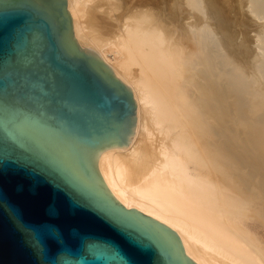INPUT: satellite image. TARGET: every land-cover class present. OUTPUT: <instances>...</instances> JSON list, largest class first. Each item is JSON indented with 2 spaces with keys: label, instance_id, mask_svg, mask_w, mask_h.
Masks as SVG:
<instances>
[{
  "label": "bare ground",
  "instance_id": "bare-ground-1",
  "mask_svg": "<svg viewBox=\"0 0 264 264\" xmlns=\"http://www.w3.org/2000/svg\"><path fill=\"white\" fill-rule=\"evenodd\" d=\"M59 1L138 105L132 143L95 161L108 194L193 264H264V0Z\"/></svg>",
  "mask_w": 264,
  "mask_h": 264
},
{
  "label": "water",
  "instance_id": "water-1",
  "mask_svg": "<svg viewBox=\"0 0 264 264\" xmlns=\"http://www.w3.org/2000/svg\"><path fill=\"white\" fill-rule=\"evenodd\" d=\"M137 112L59 0H0V264H193L174 228L117 203L95 169L132 143Z\"/></svg>",
  "mask_w": 264,
  "mask_h": 264
},
{
  "label": "rangeland",
  "instance_id": "rangeland-1",
  "mask_svg": "<svg viewBox=\"0 0 264 264\" xmlns=\"http://www.w3.org/2000/svg\"><path fill=\"white\" fill-rule=\"evenodd\" d=\"M236 27H237V28H236ZM230 28H231L233 31H235V29H238V30H236V31H238V32L242 29V28L240 29V26H239V25H238V26H237V25H236V26H235V25H230ZM241 31H242V30H241ZM241 31H240V32H241ZM251 46H252V45H251V41H250V46H249V47H251Z\"/></svg>",
  "mask_w": 264,
  "mask_h": 264
}]
</instances>
